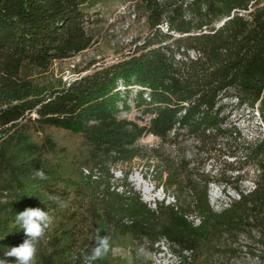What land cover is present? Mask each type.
I'll return each mask as SVG.
<instances>
[{
  "label": "trees",
  "instance_id": "trees-1",
  "mask_svg": "<svg viewBox=\"0 0 264 264\" xmlns=\"http://www.w3.org/2000/svg\"><path fill=\"white\" fill-rule=\"evenodd\" d=\"M123 1L128 28L142 23L145 35L131 36L127 51L119 39L117 60L93 59L68 80L54 75L55 62L112 36V25L98 31L101 9L92 11L106 0H0V257L26 238L16 213L40 207L53 223L36 264H84L98 231L109 236L112 251L94 264H123L115 247L164 237L206 263L222 241L237 254L242 236L259 245L264 263V130L239 144L237 127H225L232 109L257 111L264 127V0ZM131 110L143 114L120 116ZM226 134L236 143H212ZM146 135L160 144L140 146ZM190 138L220 161L216 172L206 171L196 153L187 157ZM139 156L156 160L157 178L175 205L150 207L128 172L124 191L112 189V167ZM40 168L47 180L35 177ZM84 168L100 175L94 179ZM249 168L256 176L246 189L241 181ZM213 182L239 195L221 211L210 202ZM191 214L202 218L199 225Z\"/></svg>",
  "mask_w": 264,
  "mask_h": 264
},
{
  "label": "rangeland",
  "instance_id": "rangeland-1",
  "mask_svg": "<svg viewBox=\"0 0 264 264\" xmlns=\"http://www.w3.org/2000/svg\"><path fill=\"white\" fill-rule=\"evenodd\" d=\"M122 4L128 3H125L123 0H106L105 3H100L92 9V11L101 9L102 12L101 16L99 17H101L103 21L98 26V31H102L105 34L104 30L107 27H111L112 25L114 27V31L110 32L112 36H109V34H105L104 37L100 40L99 45L94 47L93 49L62 61H56L52 69V72L56 77L61 76L64 79L70 80L76 77L78 69L87 67L89 62L93 59H96L99 62H113L122 55L120 53H117L115 50L118 45L116 44V42H118L119 39L125 41V45L120 44V47H125L124 51H127L129 49L127 43L129 42V39H131V36L143 37L145 35V30L142 23L135 22L130 28H128V21L131 20L129 18L128 10H125L124 7H122ZM126 7L127 6H125V8ZM125 36L129 38L124 39L126 38ZM99 62L97 64H100ZM92 69L93 67L83 72V74L88 73ZM142 114L143 113L141 110H131L127 113V117L130 119H137ZM120 116L125 117V115L123 114ZM232 126L237 127L238 132H240L241 134L240 137H238L236 140L239 144L244 141H255V139L262 135L264 130V127L259 120L258 112H249L247 109L239 111L232 109L229 112V118L225 123V127L230 128ZM234 137V135L231 136L230 134H226V136H219L217 137V139H212V143L218 142L221 146L226 145V143H236ZM160 142V138L152 135H146L138 141V144L143 147H152L154 145L160 144ZM197 143L198 141L194 138L188 139V141L186 142L187 157L192 158L196 153L199 160L204 158L202 160V163L205 164L206 171L212 170V173L216 172V167L221 166L220 164H218L220 163V161H217L216 156L208 158L207 153L196 148ZM222 159H226L227 161L233 160L232 157L227 155L222 156ZM155 164L156 160L148 161L147 158H142L139 156L131 162L121 163L118 164V166L112 167V170H121L124 175L126 172H128L129 180L132 181L137 190H139L143 194L146 192V189L144 188L143 184H139L137 177L141 178V176L143 175V180L146 182L145 184H148L149 188H152L153 184L157 185V188L163 186L157 178V174H155L154 177L152 176V174L154 173H151L150 169L151 166ZM234 173L237 174L238 171ZM255 176L256 173L252 168L247 169L245 177L241 181L242 186L246 189L250 187L255 180ZM230 193H232L234 196L237 195L236 192L232 189H230ZM146 196H148L146 197V199H148L151 197V194H146ZM209 196L211 205L215 210H220L221 207L225 204L226 196L224 195V192L221 191V187L218 183L213 182L210 185ZM242 239L245 241L244 238ZM231 246V242L227 240L222 241V248L218 249V251H216L213 256L211 253L207 258L206 263L202 262V259L195 256L196 262L197 264H231V262L233 264H248L249 261L250 264H259L255 261L251 262L247 259V256L242 253L238 254L237 256H233L232 251L230 250ZM140 248L144 249L143 253H140ZM154 253L155 246H152L148 242L141 241H136L130 244L128 247H115L113 249V255L115 257L122 258V260H124L123 264H151ZM0 258H3V256H1Z\"/></svg>",
  "mask_w": 264,
  "mask_h": 264
},
{
  "label": "clouds",
  "instance_id": "clouds-1",
  "mask_svg": "<svg viewBox=\"0 0 264 264\" xmlns=\"http://www.w3.org/2000/svg\"><path fill=\"white\" fill-rule=\"evenodd\" d=\"M35 177L40 180L48 179L43 168L35 170ZM48 199L60 207H66L59 195L49 194ZM52 223L53 217L40 207H27L16 213L15 224L23 230L26 238L19 245L8 247L3 253V258H0V264H36L38 244ZM110 251L112 247L109 236L101 235L98 231L93 237L90 250L84 257V264H94L95 261L106 257ZM139 251L143 253L144 249L140 248Z\"/></svg>",
  "mask_w": 264,
  "mask_h": 264
},
{
  "label": "built area",
  "instance_id": "built-area-1",
  "mask_svg": "<svg viewBox=\"0 0 264 264\" xmlns=\"http://www.w3.org/2000/svg\"><path fill=\"white\" fill-rule=\"evenodd\" d=\"M191 55L194 57L195 53L192 52ZM120 88L124 89L123 86ZM145 97L147 100L149 101L151 100L148 93L145 94ZM122 108L123 106L121 104V109ZM127 113L128 112H123L122 114L125 115V117H127ZM150 170H151V173H154L152 174V176L154 177L156 174L155 165H152ZM112 172L114 173L112 189H115L119 192H123L124 187L121 185V182H120L124 178L123 172L121 170L120 171L112 170ZM84 173L85 175L92 176V178L94 179L98 178V176L100 175L98 170L96 169L92 170L89 168H84ZM137 179L139 181V184L140 185L143 184L144 188L146 189V192L143 194L139 190L138 191L141 193V197L143 201L146 202L150 207L156 208L158 202H164L166 205H175L177 203L175 196L170 193H167L163 186L157 188V185L153 184L152 188H149L148 184H145L146 182L143 180V175L141 176V178L137 177ZM130 182L135 187L132 181ZM135 189L137 190L136 187ZM146 194H151V197L146 199V197H148L146 196ZM224 195L226 196L225 204L218 211H221L225 207H228L231 204L233 197H236V196L239 197L238 194L234 196L232 193H229V194L224 193ZM188 219L192 221L195 225H199L202 220V218L196 214L189 215ZM242 238H244L245 241ZM152 246H155V253H154V257L152 259L151 264H197L196 259H195V252L193 249H184L182 251H177L175 250V243L165 237L158 240ZM240 253L246 255L247 259L250 260L251 262L255 261V262H258L259 264H264L262 262L261 248L259 247V245H253V247H251L250 244L248 243L247 238L244 236L241 237L240 243H238L237 254L233 256H237ZM231 264L233 263L231 262ZM248 264H250L249 261H248Z\"/></svg>",
  "mask_w": 264,
  "mask_h": 264
}]
</instances>
